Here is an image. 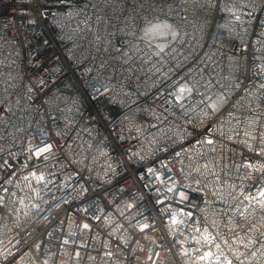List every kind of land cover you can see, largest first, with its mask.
I'll list each match as a JSON object with an SVG mask.
<instances>
[{"label": "built area", "instance_id": "1", "mask_svg": "<svg viewBox=\"0 0 264 264\" xmlns=\"http://www.w3.org/2000/svg\"><path fill=\"white\" fill-rule=\"evenodd\" d=\"M0 264H264V0H0Z\"/></svg>", "mask_w": 264, "mask_h": 264}, {"label": "rangeland", "instance_id": "2", "mask_svg": "<svg viewBox=\"0 0 264 264\" xmlns=\"http://www.w3.org/2000/svg\"><path fill=\"white\" fill-rule=\"evenodd\" d=\"M164 28V26H155L151 29L152 31V36L153 37H158L161 39V37L163 36V32H161V29ZM151 34V33H150Z\"/></svg>", "mask_w": 264, "mask_h": 264}]
</instances>
